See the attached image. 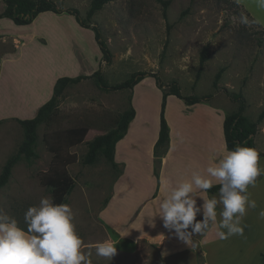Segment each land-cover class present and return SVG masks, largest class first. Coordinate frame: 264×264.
<instances>
[{
  "label": "rangeland",
  "instance_id": "374dc122",
  "mask_svg": "<svg viewBox=\"0 0 264 264\" xmlns=\"http://www.w3.org/2000/svg\"><path fill=\"white\" fill-rule=\"evenodd\" d=\"M53 1L63 9L76 8L86 20L90 0ZM234 1L237 4L233 0H169L165 10L157 0L105 3L86 22L98 26L111 52L108 65L102 62L94 30L81 26L66 11L43 12L24 25L0 19V35L7 36L9 42L0 45V61L5 55L18 52L11 44L12 35L26 41L29 38L19 35L36 34L25 49V55H29V59H24L28 71L22 70L9 83H1L0 97L10 94L9 86L13 91L19 88L27 92L41 87L46 95L41 106L51 97L57 78L88 76L98 68L111 84L137 71L154 75L145 76L131 89L116 91H104L90 78L69 84L59 97L50 121L37 127L36 157L31 161L20 159L7 183L0 188V209L26 228V210L37 205L42 197L50 196L49 186L42 183L39 176L64 170L74 182L66 204L75 214L73 223L83 241L82 251L91 252V264H120L123 257L118 253L110 260L95 252V245L107 240L99 211L107 204L118 169L102 155L94 163L84 164L87 142L109 130L124 110L133 107V102L140 114H148V117L153 113L158 118L163 105L164 117L176 113L171 116L176 118L177 113L180 114L177 103L185 107L191 104L172 94L164 96L173 81L182 95H212L206 100L217 104L225 113L236 110L238 104L227 93H240L246 104L244 115L250 122L258 121L264 110V10L259 9L254 0ZM242 16L250 23H241ZM205 46L208 58L196 78L199 54ZM217 72L220 77L214 84ZM158 80L163 87L158 85ZM38 108L29 113L16 104L0 103V169L22 140L17 119L32 118ZM176 119L181 120L180 116ZM178 125L184 126L185 122ZM215 125L217 123L213 122L214 129ZM257 126L254 141L258 149L264 150V116ZM82 127H86L82 140L72 145L70 140L78 134L73 129L77 131ZM144 150L140 147L139 152L143 155ZM128 261L155 264L156 249L141 246Z\"/></svg>",
  "mask_w": 264,
  "mask_h": 264
},
{
  "label": "crops",
  "instance_id": "0c3cea01",
  "mask_svg": "<svg viewBox=\"0 0 264 264\" xmlns=\"http://www.w3.org/2000/svg\"><path fill=\"white\" fill-rule=\"evenodd\" d=\"M19 36L29 39L19 40L16 34L12 35L11 44L18 52L5 55L0 61V84L9 83L22 70L28 71L24 59H29V55H25V49L36 34ZM5 43L9 44L8 38L2 34L0 45ZM9 89L10 94L0 97V100L4 99L0 103L16 104L25 112L34 111L46 99L41 87L31 92L19 88L13 91L11 86ZM205 101L196 102L190 107L177 103L180 122L177 117L171 118L176 113L170 114L169 118L165 116L168 141L158 155L154 154L153 148L159 117L153 113L150 117L140 114L133 102L135 116L128 124L125 136L115 145L114 159L118 170L113 187L105 208L99 211V220L107 232V240L113 242L116 253L123 257L120 264H130L129 256L144 245L155 247V264H198L195 247L191 248L165 229L157 214L160 200L175 185L190 180L194 171L205 170L213 162V157L226 154L222 121L227 113L222 112L217 104ZM182 122H185L184 126L178 125ZM213 122L217 123L216 129L212 126ZM140 147L145 149L143 155L139 152ZM260 165L264 167V155L261 156ZM248 191L250 199L256 201L257 208L247 209L243 219V224L247 225L243 236L234 235L222 240L218 236L219 229L210 227L205 234L193 237L205 264L260 263V254H264V219L259 217L260 210L264 209V175L258 177L255 187L250 186ZM194 195L205 199L214 195L219 198V190L213 193L197 191ZM197 203L202 204V198L197 197ZM220 211L222 205L217 206L218 222ZM200 219L202 216L198 214L197 220ZM138 264H144V261Z\"/></svg>",
  "mask_w": 264,
  "mask_h": 264
},
{
  "label": "clouds",
  "instance_id": "9594fccd",
  "mask_svg": "<svg viewBox=\"0 0 264 264\" xmlns=\"http://www.w3.org/2000/svg\"><path fill=\"white\" fill-rule=\"evenodd\" d=\"M254 2L264 10V0ZM240 22L250 23L245 16ZM260 160L257 148L239 144L226 154L213 157L205 170L194 171L190 180L178 183L160 200L157 216L163 227L191 248L196 247L193 237L205 234L210 227L219 229L218 236L222 240L243 236L247 209L257 208L248 190L264 175ZM216 184L219 198L194 195L197 191L207 193ZM197 197L202 198V204L197 203ZM218 205H222L219 222ZM198 214L202 219L197 220ZM259 217L264 219V209L260 210ZM74 218L69 204H57L50 196L42 197L37 205L26 210V230L0 209V264H91V252L82 251L84 245ZM95 252L111 260L116 247L111 240H105L95 245Z\"/></svg>",
  "mask_w": 264,
  "mask_h": 264
},
{
  "label": "trees",
  "instance_id": "16d2710c",
  "mask_svg": "<svg viewBox=\"0 0 264 264\" xmlns=\"http://www.w3.org/2000/svg\"><path fill=\"white\" fill-rule=\"evenodd\" d=\"M3 3V8L0 9V19L7 18L13 23L18 25H24L31 23L37 15L43 12H63L66 11L72 14L77 22L83 27H91L94 30V36L97 44L101 51L102 62L105 65L111 63V52L107 47L105 41L101 38L99 28L95 24H90L86 22L89 20L95 12L100 10L102 6L111 0H90L89 7L86 11V20L82 19L76 8H60L56 5L53 0H1ZM161 3L163 10L166 9L169 0H157ZM234 3H236L233 0ZM237 4V3H236ZM208 58L207 47H203L199 54V64L196 73V78L199 77L202 70L204 62ZM154 76L153 73L146 71H137L131 73V75L120 82L109 83L102 74V69L98 68L91 75L88 76H61L56 79L53 87V93L51 97L44 102L37 110L36 114L32 118L17 119L19 126L22 129V140L17 146L14 153L10 154L4 161L0 169V188L3 187L12 172L14 165L20 160L25 159L26 161H31L36 157L35 147L37 143V127L42 123H48L52 117V114L56 110L59 97L62 95L64 89L69 84L78 83L82 79L90 78L94 80L96 86L104 91H116L122 89H131L145 76ZM220 77V73L217 72L214 79V84ZM158 85L163 87V84L158 80ZM166 94H172L181 98L187 104H194L201 100L209 99L212 95L197 96L190 95L185 96L180 93L179 87L175 81L171 83V87L168 91H164V96ZM228 97L237 102L236 110L225 114L222 121L223 138L225 147L227 150H232L235 146L244 145L256 147L254 137L258 131L257 122L261 120L264 116V110L259 114L258 121L250 122L244 115L246 108L245 99L240 93H227ZM135 116V109L130 106L128 109L124 110L119 117L115 120L114 125L107 131L94 136L87 142L86 152L84 154L82 162L84 164L94 163L99 155H102L105 160L112 166L116 167L114 155H115V145L126 133L128 124ZM76 137L73 138L71 144L79 143L85 134L86 127H82L77 130L73 129ZM168 141V125L163 114V105L159 116V128L157 139L154 144L153 152L158 155L163 152L164 146ZM258 149V148H257ZM260 156L264 155V150L258 149ZM42 183L49 186L50 197L54 198V202L57 204L66 203L67 195L72 191L74 187V182L72 178L64 171H53L50 174H41L39 176ZM219 190V185L216 184L208 192L213 193ZM21 228H24L20 226ZM26 230V228H24ZM198 264H205L203 254L201 251L195 247ZM264 264V254H260V263Z\"/></svg>",
  "mask_w": 264,
  "mask_h": 264
}]
</instances>
